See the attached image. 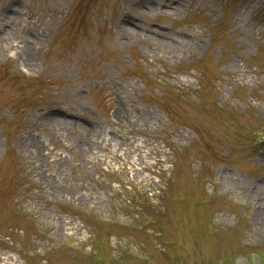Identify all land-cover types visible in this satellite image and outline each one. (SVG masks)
I'll use <instances>...</instances> for the list:
<instances>
[{
  "label": "rangeland",
  "instance_id": "obj_1",
  "mask_svg": "<svg viewBox=\"0 0 264 264\" xmlns=\"http://www.w3.org/2000/svg\"><path fill=\"white\" fill-rule=\"evenodd\" d=\"M0 264H264V0H0Z\"/></svg>",
  "mask_w": 264,
  "mask_h": 264
},
{
  "label": "bare ground",
  "instance_id": "obj_2",
  "mask_svg": "<svg viewBox=\"0 0 264 264\" xmlns=\"http://www.w3.org/2000/svg\"><path fill=\"white\" fill-rule=\"evenodd\" d=\"M25 55H27L26 57H28L30 54L29 53H24ZM28 59V58H27Z\"/></svg>",
  "mask_w": 264,
  "mask_h": 264
}]
</instances>
